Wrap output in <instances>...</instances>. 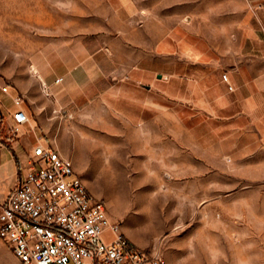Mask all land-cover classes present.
<instances>
[{"label": "rangeland", "instance_id": "374dc122", "mask_svg": "<svg viewBox=\"0 0 264 264\" xmlns=\"http://www.w3.org/2000/svg\"><path fill=\"white\" fill-rule=\"evenodd\" d=\"M112 17L106 0H0V81L23 86L17 108L32 96L35 52L111 35ZM49 104L42 136L137 245L168 264H264V148H248L247 134L206 149L174 116L135 126L103 103L73 116ZM10 253L0 239V264Z\"/></svg>", "mask_w": 264, "mask_h": 264}, {"label": "crops", "instance_id": "0c3cea01", "mask_svg": "<svg viewBox=\"0 0 264 264\" xmlns=\"http://www.w3.org/2000/svg\"><path fill=\"white\" fill-rule=\"evenodd\" d=\"M106 1L116 34L52 40L33 54L34 89L21 102L30 121L13 139L0 132V202L37 139L50 145V102L71 116L103 103L135 126L174 116L206 149L244 134L248 148H264V0ZM22 90L0 81L7 125Z\"/></svg>", "mask_w": 264, "mask_h": 264}, {"label": "built area", "instance_id": "2783aa9c", "mask_svg": "<svg viewBox=\"0 0 264 264\" xmlns=\"http://www.w3.org/2000/svg\"><path fill=\"white\" fill-rule=\"evenodd\" d=\"M12 118L10 125L0 120V132L13 139L30 117L18 107ZM106 205L92 195L72 161L39 137L27 168L0 202V239L19 264H168L160 249L130 239Z\"/></svg>", "mask_w": 264, "mask_h": 264}]
</instances>
